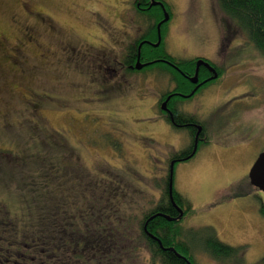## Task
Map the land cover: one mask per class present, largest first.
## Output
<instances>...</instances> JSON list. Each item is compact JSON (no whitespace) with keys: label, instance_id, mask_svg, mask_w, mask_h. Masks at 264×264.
I'll use <instances>...</instances> for the list:
<instances>
[{"label":"rangeland","instance_id":"1","mask_svg":"<svg viewBox=\"0 0 264 264\" xmlns=\"http://www.w3.org/2000/svg\"><path fill=\"white\" fill-rule=\"evenodd\" d=\"M162 1L170 16L160 35L164 50L177 60L204 59L222 75L179 102L209 133V145L174 170V188L191 205L182 226L211 227L221 242L243 248L241 260L220 262L190 240L191 253L196 264H256L264 256L263 195L231 196L246 189L264 151V58L217 0ZM133 3L0 0V200L19 214L17 182L45 168V155L72 154L64 165L80 184L98 181L116 197L122 186L118 211L112 202L105 219L87 221L89 234L81 237L91 252L95 237L105 245L90 264H161L141 224L159 202L169 156L191 143L157 114V100L173 87L167 69L124 68L129 44L155 23ZM87 186L88 194L72 186L80 194L75 217L91 201Z\"/></svg>","mask_w":264,"mask_h":264},{"label":"trees","instance_id":"2","mask_svg":"<svg viewBox=\"0 0 264 264\" xmlns=\"http://www.w3.org/2000/svg\"><path fill=\"white\" fill-rule=\"evenodd\" d=\"M217 1L222 13L246 34L248 40L264 58V0ZM163 3L167 8L164 1ZM133 4L140 12H152L155 23L150 28L151 30L129 44L124 61L128 72H136L134 65L140 44L142 42L157 43V26L164 18L159 7H151L150 0H134ZM165 24L160 27V35H162ZM197 60L199 58L177 60L172 57L164 50L162 36L158 47L155 48L145 43L140 48V61L142 63H152L148 66L162 64L167 69L171 75L174 92H190L193 85L188 78L194 76ZM217 69L220 78L222 76L221 71L218 67ZM205 71V68L200 67L199 77ZM166 94L163 93L161 97ZM179 114V116L177 115L179 121L180 119L187 122L198 121L195 115L183 111H179ZM72 158L70 153H65L57 158L45 155L46 162L43 163L47 164L45 168L40 167L36 175L30 174L31 176L24 178L25 181L17 182L18 190L23 196V205L19 214L11 215L6 204L0 200V264H90V262H94L99 253L103 252L105 245L100 240L101 237H95L97 248L92 253L88 239L84 240V237L81 236L87 237L89 234L86 229L87 221H92L95 224L106 218L107 212L112 210L108 207L111 206L112 202L114 210L118 211L115 201L121 202L120 200L126 198V190L120 186L121 195L116 197V195L110 194L106 185H101L98 181L91 180L80 184L79 180L73 176L72 171L64 165L65 160ZM53 160L55 166L51 163ZM73 166L77 169L75 164ZM22 171L20 169L19 174ZM246 178L244 180L246 189L240 193L232 194V198L257 191L248 183V177ZM168 180L169 176L163 179L159 202L144 215L141 224V233L147 241L153 260H158L161 264H187L185 260L187 259L191 264H196L191 253L190 240H200L204 252L217 261L241 260L243 248L232 247L221 242L211 227L197 230L186 229L182 226L183 220L169 221L162 216H156L148 222L147 231L160 240L162 247L156 240L146 235L143 227L152 215L159 213L168 218L176 219V213L171 207L168 197ZM87 183L90 184L89 189L92 191L91 194L89 193L92 195L91 201L81 210L79 217H75V213L71 212L74 204L77 206L78 201L75 197L80 198V194H76V188H74L75 192L72 193V186L80 187L82 194H84L89 192ZM239 183L242 184L243 182ZM237 184L234 183L229 190L238 187L239 184ZM93 197L99 199L96 200ZM173 199H177L179 204H185L187 206L185 213H188L191 206L189 201L175 188H173ZM124 205L127 206L128 204ZM261 210L264 216V207ZM98 216H100L99 220ZM91 237L90 235L88 238L91 239ZM171 248L180 257L175 252L169 251ZM256 264H264V256Z\"/></svg>","mask_w":264,"mask_h":264},{"label":"flooded vegetation","instance_id":"3","mask_svg":"<svg viewBox=\"0 0 264 264\" xmlns=\"http://www.w3.org/2000/svg\"><path fill=\"white\" fill-rule=\"evenodd\" d=\"M160 2L163 3V1H160ZM155 7H159L161 9L160 6H155ZM164 8L166 10L165 5H164ZM162 12H163V10H162ZM169 19H170V17H169ZM210 65L218 73V78L213 80V81H217L219 79L218 69L212 63H210ZM128 67H131V66H128ZM201 67H203V66H201ZM124 68H126V66ZM203 68H205L206 71L201 75V77H199V71H198V82L196 84L191 83L193 86H192L189 93L174 92L173 91L174 85H173V87L170 90H167V92H166L167 94L164 97H160L159 100H157L156 106L159 110V113L157 111V114L159 115V119H161L162 122H166L169 126L173 127L174 129L185 131L186 134H188L191 138V143L186 148L181 149L180 151L175 152L173 154L171 153V155L169 156L167 176H169L171 165H173V168L175 170L176 166L179 163L191 162L198 155V153L201 152L200 149L202 147L209 145V142H207L208 141V134H209L208 130L205 128V126L199 120L197 122H190V121L187 122V121H184L182 119H180V121H179V119L177 118V115L178 116L180 115L179 111H182L180 108L179 102L183 101V100H190V99L194 98L196 96V94H198L200 91L204 90V87L206 85L213 82V81L205 82L206 80H208L210 77L213 76V73L208 68H206V67H203ZM194 90H196V91L194 92V94L191 97H189V98L183 97V96L189 95ZM168 98H169V100L167 101V104H166L167 111H163L162 110V103L165 102ZM187 114H190V113H187ZM199 127L201 129V132L197 138V144H196V134L198 132ZM248 183H249V179H248ZM257 191H259V190L257 189ZM261 194L263 195V198H264V193L261 192ZM168 197H169V194H168ZM263 198H262V200H264ZM169 201H170L171 207L174 209V211L176 213V221L177 220H179V221L184 220V218H186V216H187L186 215L187 213H185L187 206L185 204H179L177 199H173L176 206L170 200V198H169ZM180 212L183 213L182 218H179Z\"/></svg>","mask_w":264,"mask_h":264},{"label":"water","instance_id":"4","mask_svg":"<svg viewBox=\"0 0 264 264\" xmlns=\"http://www.w3.org/2000/svg\"><path fill=\"white\" fill-rule=\"evenodd\" d=\"M150 1H151V7H155V6H160L161 7V9L163 10L164 18H163V20L157 26V30H158V41H157V43L142 42L140 44L139 49H138L137 59H136L135 65H134V68L136 70H141L142 68H144V67L152 64V63H142L140 61V48L145 43H148L149 45H151V46H153L155 48L158 47L159 44H160V40H161V38H160V27H161L162 24L166 23L169 20V15L167 14V12H166V10L164 8V4L163 3L160 2V1H156V0H150ZM201 66L208 68L213 73V76L210 77L205 82L213 81V80H215V79L218 78V73L210 65V63L207 62L204 59H199L196 62V69H195L194 76L188 78L189 81H190V83L196 84L198 82V71H199V68ZM195 91L196 90H194L193 92H191L189 95L183 96V97L189 98V97H191L194 94ZM168 100H169V98L165 102L162 103V110L163 111H167L166 104H167V101ZM200 132H201V129L199 127L198 128V132L196 134V144H197V138H198ZM173 176H174V168H173V165H171L170 172H169L168 194H169L170 200L174 203V201H173V188H174V185H173ZM248 179H249V183L251 184V186H253L254 188H256L259 191H261L262 193H264V151H262L259 154V156L257 157V159H256L253 167L251 168V170L249 172ZM174 205H175V203H174ZM156 216H162V217L166 218L169 221H174L176 219L175 218L171 219V218H168V217H166V216L158 213V214H155V215H152L151 217H149L147 219V221L145 222V225L143 227V230L146 233V235H148L151 239L156 240L158 242L159 246L162 247V244H161L160 240H158L155 236H153L152 234H150L147 231V224H148V222L151 221L152 219H154ZM182 216H183V213L180 212L179 218H182ZM169 251L175 252V250L172 249V248L169 249ZM176 255L180 257L179 254L176 253ZM185 260H186L187 264H191L187 259H185Z\"/></svg>","mask_w":264,"mask_h":264}]
</instances>
